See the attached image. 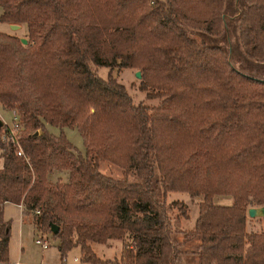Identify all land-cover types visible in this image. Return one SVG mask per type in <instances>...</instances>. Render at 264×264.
Wrapping results in <instances>:
<instances>
[{"label":"trees","instance_id":"trees-1","mask_svg":"<svg viewBox=\"0 0 264 264\" xmlns=\"http://www.w3.org/2000/svg\"><path fill=\"white\" fill-rule=\"evenodd\" d=\"M234 1L0 0V20L25 26L0 32V105L17 115L23 151L0 137V261L12 202L38 231L57 226L60 259L77 246L81 263L106 264L91 245L117 240L109 264H264V233L244 231L247 208L264 205V77L234 67L215 38L229 10L238 47L264 60V0ZM120 67H136L159 103H133L110 73ZM173 190L202 196L182 239L197 238L192 259L168 217Z\"/></svg>","mask_w":264,"mask_h":264},{"label":"rangeland","instance_id":"rangeland-1","mask_svg":"<svg viewBox=\"0 0 264 264\" xmlns=\"http://www.w3.org/2000/svg\"><path fill=\"white\" fill-rule=\"evenodd\" d=\"M230 7H235L234 0H225ZM202 9V6L195 5V10ZM1 12V10H0ZM235 14L229 12L224 13L223 27L221 32L215 36L216 40L223 42L225 47L227 58L230 63L240 69L241 71L264 77V60L255 61L247 58L236 42V25ZM0 32L15 34L17 36H23L25 32L24 24H21L15 31L11 30L10 24L0 20ZM138 70L136 67H120L113 68L110 73L118 81L123 84L126 92L130 96L133 103L141 102L148 107L156 106L160 97L150 96L146 90L140 89L141 77L135 76L134 72ZM95 71L98 75L104 77L108 71L107 67L97 66ZM12 111L6 109L0 105V121L3 124L10 125L12 122ZM47 130L53 134H57L59 129L55 126L48 125ZM63 133L69 142L80 152H84V145L82 138L75 127H63ZM99 169L106 174L120 175L123 170V166L113 159H101L99 161ZM61 179V177H60ZM202 196H189L186 191L173 190L168 191L165 196L166 202H174L172 209L169 213V219L171 226L177 231L174 235L179 242L180 249L182 250L184 257L192 259V253L196 250L198 243L197 238H192L189 241L182 243L184 234L192 229L194 220L197 216V204L201 200ZM214 202L219 204H230L232 197L230 195H215ZM2 216L4 221L8 224V241H7V253L6 259L0 261V264H88L81 263L79 261V248L73 247L60 259V255L57 251V239L52 237L50 232L38 231L34 224L30 214L23 215L18 206L14 203H4L2 208ZM245 232L264 233V217L249 218L246 215V221L244 225ZM42 237V240L46 241L48 247L42 249L39 245L34 243V239ZM246 245V244H245ZM122 248L121 241L110 240L104 245L92 244L91 249L95 256L101 261H109L112 259H118L120 250ZM74 258L76 260H74Z\"/></svg>","mask_w":264,"mask_h":264},{"label":"built area","instance_id":"built-area-1","mask_svg":"<svg viewBox=\"0 0 264 264\" xmlns=\"http://www.w3.org/2000/svg\"><path fill=\"white\" fill-rule=\"evenodd\" d=\"M12 114H13V116H12L11 124L10 125L5 124L6 128H5V130L2 131L0 137H1V139L8 140L13 145L14 152L16 155L23 156V151L20 147L19 137H18V131H19L18 129H19L20 125H19L16 113L12 112ZM36 213H37V211H36ZM34 243L39 245L42 249H45L48 246L46 241L42 240V237L35 238ZM74 260H76V259L74 258Z\"/></svg>","mask_w":264,"mask_h":264},{"label":"water","instance_id":"water-1","mask_svg":"<svg viewBox=\"0 0 264 264\" xmlns=\"http://www.w3.org/2000/svg\"><path fill=\"white\" fill-rule=\"evenodd\" d=\"M12 27L16 28L17 25L12 23L11 24ZM20 40L24 43L26 41V39L24 37H21ZM135 76H139V71L136 70L134 72ZM246 214L249 218H253V217H264V205H260V206H249V208H247ZM57 232V226L54 224H50V233L54 234Z\"/></svg>","mask_w":264,"mask_h":264},{"label":"crops","instance_id":"crops-1","mask_svg":"<svg viewBox=\"0 0 264 264\" xmlns=\"http://www.w3.org/2000/svg\"><path fill=\"white\" fill-rule=\"evenodd\" d=\"M8 24H10V27H11V30H12V31H15V30H16L17 28H19V27H20V25H21L20 23H14V24H16V25H17V27H16V28H14V27H12V26H11V24H12V23H8ZM7 33H8V32H7ZM10 33H12V32H10ZM11 111H12V112H14L13 110H11ZM4 203H7V202H4ZM4 203L2 204V208H3V205H4ZM10 203H12V202H10ZM14 204H16V203H14ZM16 205L18 206V208H19L20 210H22V208H21V205H20V204H16ZM2 218H3V216H2ZM46 243H47V242H46ZM47 247H48V246H47ZM47 247H46V248H47ZM46 248H45V249H46Z\"/></svg>","mask_w":264,"mask_h":264}]
</instances>
